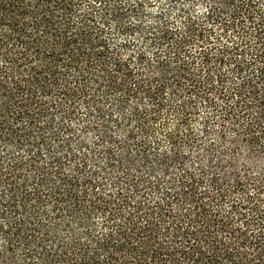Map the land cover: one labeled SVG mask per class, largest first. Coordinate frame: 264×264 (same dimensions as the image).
I'll return each mask as SVG.
<instances>
[{
    "label": "trees",
    "instance_id": "trees-1",
    "mask_svg": "<svg viewBox=\"0 0 264 264\" xmlns=\"http://www.w3.org/2000/svg\"><path fill=\"white\" fill-rule=\"evenodd\" d=\"M0 264H264V0H0Z\"/></svg>",
    "mask_w": 264,
    "mask_h": 264
}]
</instances>
